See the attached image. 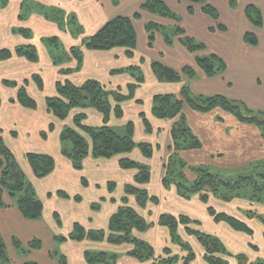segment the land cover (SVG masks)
Segmentation results:
<instances>
[{
  "label": "crops",
  "instance_id": "1",
  "mask_svg": "<svg viewBox=\"0 0 264 264\" xmlns=\"http://www.w3.org/2000/svg\"><path fill=\"white\" fill-rule=\"evenodd\" d=\"M145 1L147 0H45L75 15L77 24L79 23L80 27L87 31L79 37L68 35L56 22L49 21L44 16L33 14L26 21L20 19L22 0H10L7 7L0 10V49H15L26 42H33L43 47V38L60 34L68 42L66 44H70L69 52L80 45L83 54L80 67L73 58H68L62 64L54 63L55 57L46 48H43V54L39 53L38 62H30L25 57L15 54L9 60H0V86L4 94L1 95L0 92V110L2 109L0 113L3 116L0 122L2 137L7 146L14 151L16 159L30 178L37 196L44 205L43 214L39 219L26 218L11 196L4 194L5 205L0 206V231L7 244L11 264H25L29 260L39 264H60L56 257L55 249L58 248V240L55 238L67 237L73 231L75 222L89 230H107L110 218L123 203L122 198L126 195L125 186L129 183L135 184L136 170L125 169L119 163L122 158L128 156L150 167L153 164L158 170L160 189L156 192L159 193V204L150 202L146 208H141L135 196L130 195L128 198L129 204L144 217L158 220L162 206L169 200L166 212L175 216L180 215V212L185 213L184 215L189 213V216L196 221H201L199 217H202L210 222V227L207 229L203 221L200 222L202 225L198 226L208 233L218 235L232 254H238L237 249L240 246L255 253L251 248V242L259 247V252H264V227L258 220H254L255 223L251 219H246L255 231L254 236L251 237L233 230L225 222L214 221L200 198L186 200L178 195L176 188L163 187L164 166L162 163L168 157L169 147L172 144L170 128L173 120L157 118L152 109L155 96L160 94L180 96L183 86L188 85L193 94L205 96L222 94L236 101H243L250 109L264 111V30L254 26L245 13L248 5L253 4L260 8L264 16V0H234L235 4L229 0H207L220 14L218 23L203 12L202 6L196 5L195 12L190 14L188 9L192 4L186 0H163L173 12L183 16L180 23L186 34L205 43L204 51L198 52L188 50L177 35L175 40L168 44L161 31L154 32L155 38L151 44L146 28L149 22L161 24L166 28L174 27L176 23L159 14L144 11L142 5ZM136 13L139 15L134 17ZM119 16L133 19L138 43L132 56L128 54L127 47H114L111 50L85 47L84 40L99 32L102 26ZM218 24L220 26H217ZM17 26L32 29L33 37L26 40L22 34L14 33L12 28ZM249 31L258 36L257 45L245 42L244 35ZM84 37L87 38L84 39ZM204 54H217L221 57L227 64L225 71L209 77L196 61L198 55ZM158 61L179 73L185 67H190L194 69L195 74L190 77L183 73L178 82L162 81L153 71V64ZM63 69L72 70L65 73ZM35 74L42 79V87L34 79ZM142 75L144 80L138 84L136 78ZM90 79L97 80L112 92L121 91L122 94L127 95L126 100L120 104L123 110L122 116L119 117L114 112L110 116L109 125L112 128L120 123L124 129L121 134L126 135L127 125L130 122L133 123L129 121L130 119L128 120V113L134 118L137 117L140 122L143 118L147 120L145 124L147 126L148 122L147 131L150 133L146 132L150 138L146 143L154 146L151 158L146 157L140 147L134 148L128 154H116L110 158L93 157L90 154L84 159L82 169L78 170L75 169L72 159L63 154L62 131L69 126H75L74 120L77 115L84 113L83 123L96 128L104 126V115L94 107H80L72 108L69 116L62 120L49 111L46 99L58 95L56 86L60 81L70 80L74 85L79 86ZM4 80L17 81L18 86L9 87L4 84ZM22 85L30 97L37 102L34 109L25 107L17 101L18 88ZM131 85H136V89L131 91ZM35 93L39 96L38 98L34 97ZM112 103L114 107L116 101ZM143 105L149 109L148 115L142 109ZM184 107L190 126L203 142L200 149L186 150L183 153V157L189 163H205L220 167L224 165L223 162L234 161L237 163L236 166H240L244 162L264 158V139L256 125L240 123L230 113L219 109L201 113L187 105ZM126 109L128 111H125ZM218 116L223 117V120H220ZM117 118L121 120L117 122L115 120ZM58 121L61 122L59 127ZM49 124L56 127V133L52 134V137L48 133L41 136V133L49 128ZM146 126L143 124L141 127L145 129ZM137 133L136 127L134 140L137 138ZM151 138L155 142L150 141ZM29 152L53 156L56 162L54 171L48 176L36 177L27 159ZM1 175L2 173L0 178ZM152 176L151 174L152 179L146 185L147 189L152 185ZM84 180L86 183L83 182ZM71 182L76 187L72 192L68 188ZM110 182L115 183L114 190L109 189ZM61 191L67 193L69 197L60 196ZM76 197L80 199L77 200ZM211 201L219 211L236 215V211L232 212L225 208L227 206L225 203L215 199ZM96 202L100 205L93 210ZM64 225L68 228L64 229ZM181 234L184 235L182 232ZM137 235L153 241L154 238L162 240L156 246L159 250L171 241L168 229L157 222L148 231L137 233ZM189 237L191 238L190 235ZM14 240L20 241L22 246L27 245L29 249L16 248ZM33 240H41L42 245L39 249L30 248L29 243ZM102 244L105 243L91 239L82 241L68 239L59 242L58 249L66 255L68 264H88L85 261L86 251L104 250L103 248L106 247H102ZM108 245L110 247L107 251L120 254L116 264H141L137 259L127 255L128 246H116L110 243ZM194 247L196 250L199 248L197 245ZM231 264H237V261L233 260Z\"/></svg>",
  "mask_w": 264,
  "mask_h": 264
},
{
  "label": "trees",
  "instance_id": "2",
  "mask_svg": "<svg viewBox=\"0 0 264 264\" xmlns=\"http://www.w3.org/2000/svg\"><path fill=\"white\" fill-rule=\"evenodd\" d=\"M191 3L188 12L194 13L196 5L202 6L205 14H208L218 23L220 14L214 5L207 0H186ZM10 0H0V10L5 9ZM235 4L234 0H229ZM25 0H22L20 5L19 18L25 17ZM145 11L159 14L160 16L172 19L175 21L173 27V36L168 34V28L165 26L149 22L146 26L149 32V40L154 42V32L161 31L164 39L169 44L175 39V35L183 42L191 52L204 51L205 43L197 41L195 38L189 37L184 28L181 26L180 17L173 12L169 5H166L163 0H147L142 5ZM61 13V12H59ZM247 18L254 26L264 30L263 12L257 6L249 4L245 10ZM139 14L136 13L134 17ZM49 21H56L58 17L55 15L50 18L48 14L43 15ZM55 19V20H54ZM67 21L69 24L77 26V18L75 15L68 13ZM57 25L61 28L60 24ZM217 26H220L219 24ZM14 33H20L25 38L31 39L32 32L29 28L16 27L12 28ZM245 42L251 45L259 43L258 36L249 31L245 35ZM50 43H55L58 46L59 38L54 36L45 39ZM87 49L95 50H111L114 47H127L128 54L132 56L137 46V32L133 24V19L126 16L113 18L110 22L102 26L96 34L89 36L83 41ZM58 48V47H57ZM25 57L30 62H38L40 56L37 46L33 43L27 45L20 44L15 49L2 48L0 49V60H9L13 55ZM70 54L73 56L58 55L56 52L52 54L55 57L54 63L62 64L69 58L76 59L77 66L80 67L83 54L80 49L72 48ZM198 66L206 72L209 77H214L225 71L227 68L226 62L217 54H204L196 57ZM72 69L64 70L67 73ZM153 71L158 79L162 81H180L182 74L193 77L194 69L185 67L181 73L175 71L171 67H167L162 62H154ZM40 87H42V79L39 75H33ZM144 80V75L136 78L139 84ZM136 83V84H137ZM7 86H18L17 81L4 80ZM58 95L46 99L50 112L62 120H65L72 108L94 107L104 115V126L90 127L83 123L84 113H80L75 117L74 127H67L62 131V140L64 143H71V148H63V154L72 159L75 169L81 170L84 159L90 154L93 157H113L116 154L124 155L131 152L134 148L140 147L142 153L151 158L154 146L150 143L134 141V125L130 122L127 125L126 135L118 133L112 126L109 125V119L114 112L117 116H122L123 110L120 106L126 96L121 91L112 92L105 85L97 80L90 79L82 85L76 86L70 80L58 82L56 86ZM131 91L136 89V85L130 86ZM17 101L25 107L34 109L37 102L33 100L24 85L18 88ZM116 101L113 107L112 101ZM1 105V98H0ZM185 105L191 107L194 111L201 113L213 112L221 110L225 113H230L240 123L256 125L260 129L261 137L264 139V111L250 109L243 101H236L222 94L217 95H196L191 92L188 85H184L180 96L175 94H160L155 96L153 103L154 115L161 119L173 120L171 131V142L169 147V156L165 162L162 184L165 188H176L178 195L183 199H192L194 197L200 200L207 206V210L214 221L218 223H227L233 230L254 236L255 231L251 228L249 222L241 219L236 215H232L226 211H219L212 204V199L231 204L234 200L249 201L251 203L264 204V158L255 159L252 162H242L240 166H236V162H223L222 166H212L205 163L191 164L184 157L183 153L186 150H197L203 146L200 137L190 126L185 113ZM220 120L223 117L218 116ZM147 121V120H145ZM53 126V125H52ZM147 126L149 124L147 122ZM36 177H45L54 171L55 159L51 155L29 152L27 154ZM120 166L128 169L136 170L135 184L125 186L126 195L122 198V205L116 213L110 218L109 227L105 229L89 230L80 223L73 224V231L67 236H57L59 242L65 240H86L107 242L108 244L129 247L127 255L137 259L141 264H194L199 258L198 250L192 245L190 240L184 239L181 234V227H185L187 236L195 238V242L201 247L203 260L206 264H231L232 260H236L237 264H264V252H259V247L253 242L250 243L251 248L257 254L248 256V254H232L226 243L214 234L208 233L201 228H198L199 221L192 219L189 215H173L171 213L161 214L157 223L166 227L169 231L171 242L176 246H180L181 251H175L173 246L166 245L162 250L157 249L147 239L141 238L137 233H143L154 227L155 223L148 222L146 218L137 211V209L129 204L128 198L130 195L135 196L139 206L147 207L150 202L159 204V197L155 194L151 195L146 185L151 181V167L143 162H138L132 158L124 157L120 160ZM249 167L247 169L246 168ZM225 169L234 172L232 175L218 171ZM243 170V171H242ZM0 206L5 205L4 194L7 193L16 202V205L21 210L24 217L37 220L44 211L42 200L37 196L32 183L27 181L26 172L23 171L16 159L14 151L6 144L2 137V129L0 130ZM86 183V181H83ZM115 183H109V189L114 190ZM63 197H69L67 193L61 191L59 194ZM79 200V197H76ZM245 216L247 219L258 220L264 227V215L253 210H246ZM59 220V218H58ZM16 248L21 249L20 241L14 240ZM30 248L39 249L42 245L41 240H33L29 243ZM198 249V248H197ZM120 254L107 250L92 251L87 250L85 253V261L88 264H116L119 261ZM60 264H68L65 256L59 260ZM0 264H11V259L7 253V244L4 241L0 231ZM25 264H39L29 260Z\"/></svg>",
  "mask_w": 264,
  "mask_h": 264
},
{
  "label": "rangeland",
  "instance_id": "3",
  "mask_svg": "<svg viewBox=\"0 0 264 264\" xmlns=\"http://www.w3.org/2000/svg\"><path fill=\"white\" fill-rule=\"evenodd\" d=\"M238 3V2H237ZM25 9H24V14H25V17L22 19V20H24V21H26V19H30V17L33 15V14H35V15H39L40 17L41 16H43V15H46V14H48L49 15V17L50 18H53V16L55 15L56 17H58V19L55 21L56 23H58V24H60V26H61V29L63 30V32H67L68 33V35H72V36H74V37H79V36H81L83 33L85 34V33H87V31L85 30V28H83L82 26L80 27V25H79V23L77 24V26H75V25H73V24H69L68 23V21H67V16H68V11L66 10V9H62L60 6H58V5H52V4H49V3H47V2H45V0H25ZM236 7V6H235ZM198 8H200V7H198ZM59 12H61V13H59ZM181 14H179V17H180V19L182 20V18L181 17H183V16H180ZM55 20V19H54ZM19 27H22V26H17L16 27V29L17 30H19ZM173 27H170V26H168V34H170V35H172L173 36ZM31 32H32V34L34 35V33H33V31H32V29H31ZM257 33V32H256ZM33 35H32V37H33ZM68 35H66V36H68ZM54 36H57L58 38H59V41H58V46H55L56 44L54 43H50L49 41H45V39H49V38H52V37H54ZM54 36H51V37H45V38H43L44 39V41H43V47H42V45H38V44H36V43H33V42H31V43H33V44H35L36 46H37V50H38V54L40 53V54H43V48H46L47 50H49V52L51 53V54H55V52L58 54V55H60V56H64L65 58H67L68 56H73V55H71L70 54V52L68 51V49H70V44H66V43H68L67 41H65L64 40V37H62L60 34L59 35H54ZM31 37V38H32ZM69 37V36H68ZM87 38V37H86ZM85 37H84V39H86ZM29 38H26V40H28ZM30 43V44H31ZM22 44H24V45H27V44H29V43H22ZM58 47V48H57ZM76 47V49L78 50V49H80V45H77V46H75ZM146 77V76H145ZM45 84H46V82H45ZM10 89H12V88H10ZM9 89V90H10ZM0 92H1V86H0ZM1 95H4L2 92H1ZM33 96V95H32ZM34 97H36V98H38L39 96L38 95H36V93H35V96ZM142 109L144 110V111H146V115H148V112H149V109L146 107V106H142ZM1 112H2V109L0 110ZM125 111H128L127 109L125 110ZM128 120L129 121H133V124H134V130H136V127H137V138L134 140L137 144H139V142H142V141H145V142H147V141H149V136H148V133L147 132H149L150 133V131H147V126H146V124H145V120H143L142 119V122H140V121H138V118L136 117V118H134L131 114H129L128 113ZM2 118H3V116L1 115V113H0V122H1V120H2ZM19 119V118H18ZM20 120V119H19ZM115 120H117V122H119L120 120H121V118H117V119H115ZM128 121V122H129ZM144 121V122H143ZM116 122V123H117ZM60 123L61 122H59L58 121V127H59V125H60ZM145 125L146 127H144L145 129H143V127H141L142 125ZM70 124H68V126H69ZM123 128V126L120 124V123H118V124H116V126H114V129L118 132V133H122L123 132V130L124 129H122ZM56 131V127L55 126H52V125H50L49 124V128L47 129V130H44L42 133H41V136H43V135H45L46 133H48V135L50 136V137H52L51 135L52 134H54V133H56L55 132ZM147 131V132H146ZM148 139V140H147ZM150 141H152V142H155V140L153 139V138H151L150 139ZM63 145V147H65L66 149H69L70 150V148H71V143H69V142H67V143H63L62 144ZM168 154H169V152H168ZM138 156V155H137ZM169 156V155H168ZM134 158H137L136 156H134ZM168 158V157H167ZM167 158H165L164 159V161H163V166H164V168H165V162H166V160H167ZM134 160H136V159H134ZM137 161V160H136ZM151 173H152V177H153V182H152V185H151V187H149V190H150V193L153 195V194H155L156 196H158L159 197V193H157L156 192V190H158V189H160V187L158 186V177H157V175H158V170H157V168H156V166H154L153 164H151ZM247 168H249V167H246V168H243V170L244 169H247ZM22 169H23V167H22ZM242 170V171H243ZM24 171V170H23ZM218 171H221L222 173H227V174H229V175H232V173L234 172V170H232V171H229V170H225V169H220V170H218ZM164 174V173H163ZM27 176V175H26ZM27 181L28 182H30L31 183V180H30V178L29 177H27ZM70 190H71V192H72V190H74V189H76V187H75V185L74 184H72V182L70 183V185H69V187H68ZM80 199V198H79ZM168 203H169V200H167V202L166 203H164V206H162V208H161V213H160V215L161 214H164L166 211H165V209L167 208V205H168ZM223 203V202H222ZM100 204H99V202H96V204H94V208H93V210H95L96 208H98V206H99ZM227 206H225V208L226 209H228V210H230V211H232V212H234V211H236L235 212V214L238 216V217H240L241 219H247L246 218V216H245V211L246 210H253V211H255V212H258V213H260V214H262V215H264V204H260V203H251V202H249V201H240V200H234L231 204H226ZM165 211V212H164ZM166 213H170V212H166ZM180 214H185V213H183V212H180ZM186 215H190L189 213L188 214H186ZM199 216H201V215H199ZM198 216V217H199ZM146 218V220L148 221V222H151V223H155V222H157L158 220H157V218H150V217H145ZM61 220H62V218H60ZM199 219L201 220V221H199V225L201 224L200 222H202L203 221V223H204V225L206 226L205 227V229H207V228H209L210 227V222H208V221H206V220H204L202 217H199ZM252 220V219H251ZM252 221H254V220H252ZM251 221V222H252ZM255 222V221H254ZM256 223V222H255ZM202 225V224H201ZM64 227V229H67L68 227H66L65 225L63 226ZM199 227H201V226H198V228ZM201 229H203V228H201ZM205 229H203V230H205ZM229 229H231V228H229ZM181 231H182V233H184V235H183V238L184 239H187V240H191L192 241V245H197L198 246V244H196V242H195V238L194 237H192L191 236V238L189 237V236H186V232H185V227H181V229H180ZM219 231V230H218ZM231 231H233L232 229H231ZM220 232V231H219ZM218 232V233H219ZM152 245L154 244V242H155V246H158V243H160L162 240H159V239H157V238H154V241L153 240H150V239H147ZM105 244H102V247H106V248H103L104 250H108L109 249V245L106 243V241L104 242ZM59 241H57V247L59 248ZM108 245V246H107ZM167 245H169V246H173V248L175 249V251H181V248H180V246L178 245V246H176L175 245V243L173 244L171 241H170V243H168ZM58 248H56L55 250H56V257H57V260L59 261L63 256H65L66 257V255L64 254V253H62ZM21 249H23V250H28L29 249V247L27 246V245H24V246H22V248ZM119 249H121V247L119 248ZM264 249V248H263ZM120 251V250H119ZM237 251H238V253H242V254H248V256H253L254 254H256V253H252V252H250L249 251V249L248 248H242V246H240V248L239 249H237ZM201 252H202V249H201V247H199L198 248V253H199V256H200V258L194 263V264H206L205 263V261L203 260V256L201 255ZM67 259V258H66ZM231 263H233V260L231 261Z\"/></svg>",
  "mask_w": 264,
  "mask_h": 264
}]
</instances>
